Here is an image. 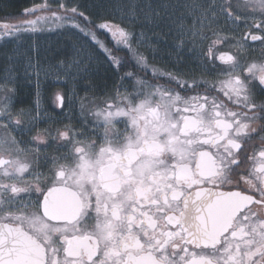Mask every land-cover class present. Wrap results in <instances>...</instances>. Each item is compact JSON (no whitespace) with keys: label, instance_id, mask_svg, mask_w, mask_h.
Returning a JSON list of instances; mask_svg holds the SVG:
<instances>
[{"label":"flooded vegetation","instance_id":"af4514ba","mask_svg":"<svg viewBox=\"0 0 264 264\" xmlns=\"http://www.w3.org/2000/svg\"><path fill=\"white\" fill-rule=\"evenodd\" d=\"M206 4L214 18L196 40L197 61L184 60L190 62V69L184 67L182 74L173 76L149 60L134 59L135 67L126 70L139 76L141 83L135 85L140 89L126 86L128 97L116 109L123 114L117 119L89 120L83 151L50 148L63 167L43 195L44 215L63 232L55 246L58 264H104L105 260L161 264L158 253L182 237L188 264H210L213 259L219 264H264L260 201L250 186L234 184L229 175L244 139L247 167L264 180V151L259 150L264 144V91L258 90L249 102L240 80L252 60L264 57L261 45L245 39L248 30L258 32L252 25L260 20L264 6L257 0ZM228 5L232 14L226 18ZM112 74L110 78H115L116 71ZM233 88L241 89L239 96ZM30 106L13 104L9 112ZM6 107L10 105L0 103V145L9 156L0 158V171L8 169L20 176L26 165L16 142L27 143L32 127L19 126L22 122L17 124L16 115L6 114ZM41 108L51 113L48 120L52 114L73 119L71 110L57 112L48 103ZM241 124L247 127L240 130ZM166 154L171 167L161 171V157ZM52 163L42 158L40 171H47ZM157 192L165 208L155 198ZM27 203L14 201L7 206ZM188 208L196 219L195 238L185 226L177 227V212ZM93 227L96 234L91 233ZM149 235L151 243L146 242ZM12 249L21 250L20 264H45L53 252L16 222L0 221V257Z\"/></svg>","mask_w":264,"mask_h":264},{"label":"clouds","instance_id":"9594fccd","mask_svg":"<svg viewBox=\"0 0 264 264\" xmlns=\"http://www.w3.org/2000/svg\"><path fill=\"white\" fill-rule=\"evenodd\" d=\"M132 7L138 8L140 5L138 2H133ZM113 22L119 24L128 37L127 47L117 49L110 46L113 53L122 58L123 67L121 71L116 72L112 82L106 83L103 87L95 83L92 75L82 78L81 82L85 90L83 96L79 97L78 102L77 99L61 92L62 95L67 97L66 107L63 112L67 113L71 110L73 119L70 121L58 119L55 114H52L50 120L43 121L40 125L32 127L27 143L16 142L19 158L26 165L23 173L20 176H16L14 172H9L8 169L0 171V176L5 177V179L0 180V221L16 222L22 228L30 231L46 251L53 249L52 255L47 257L45 264H58L55 258V246L63 235V232L60 231V226L52 223L43 212V195L50 183L54 182L58 178L59 173L63 171V167L56 163L59 157L52 154L49 151L50 148H54L58 152L65 148L70 151H83L81 141L84 137L85 129L89 126L88 121L100 117L108 119V116L112 115L110 109L119 108V102L127 97L128 94L123 89L126 86L141 83L139 76H136L132 71L126 70V66L127 68L135 67L133 54L139 57L143 63L148 61L147 51L142 45V37L135 23L130 21ZM99 53L101 55H97V52L93 53L94 68L98 69L96 71L111 66L107 63L104 53ZM261 66H264V57L252 60L246 68L245 74L240 76L242 85L249 93L246 97L249 102L255 99L258 90L264 91V81L259 84L254 83L260 80V74L252 71L253 68ZM125 71H128L130 75H125ZM76 86L80 87V83L78 82ZM15 119L17 124L22 122L18 114ZM240 145V150L233 157L236 163L231 165L229 175L234 184H243L245 187L250 186L251 194L260 201L261 206L258 211L264 214V180L257 177L247 167L244 152L246 140L241 139ZM259 150L264 151V144H261ZM8 156L9 154L0 145V158H8ZM42 158H48L53 162L47 171L44 172L39 169V163ZM170 167L171 157L166 154L161 157L159 168L163 171ZM24 174L35 178L25 180L22 178ZM171 182L174 183V181ZM241 190L244 189L242 188ZM155 198L161 201V208H165L162 194L157 192ZM14 201H19L20 203L27 201L28 203L24 207L17 205L14 208H9L7 205ZM170 211L176 212L177 208H170ZM163 215H167V212L163 213ZM181 225L185 226L186 233H190L195 238L196 219L194 212L190 208L177 212V227ZM84 227L88 228L87 222H85ZM91 233L96 234L95 227L91 229ZM146 242H152L150 235L147 236ZM184 248L183 237L181 240H173L166 251L158 253L157 258L161 260V264H188V261L185 260ZM104 264H108V261L105 260ZM210 264H219V262L213 259Z\"/></svg>","mask_w":264,"mask_h":264},{"label":"rangeland","instance_id":"374dc122","mask_svg":"<svg viewBox=\"0 0 264 264\" xmlns=\"http://www.w3.org/2000/svg\"><path fill=\"white\" fill-rule=\"evenodd\" d=\"M0 2L1 9L6 0ZM13 1V0H11ZM91 1V0H90ZM88 1V2H90ZM138 2L140 7L133 8L132 3ZM209 0H92L90 6L100 15L111 17L113 21H130L135 23L136 28L142 37V45L148 54V60L152 65L161 67V70L179 76L185 71L191 60L197 61L196 51H199L200 43L197 38L207 29L211 16V7L207 5ZM201 7H203L201 9ZM209 7V10H208ZM64 27H55L51 23L44 25V30L35 34H21L17 38L13 36H0V76L4 75L5 61L2 53L7 49L12 51L14 47L19 46L21 50H27L28 45L35 41V47L29 52L33 58V63H39L48 74L41 72V89L39 102L42 107L45 103L53 109V87L56 81V75L53 69H49V63H59L62 61L65 65H72L76 52L73 51V45L76 42V34ZM86 39V38H85ZM7 40L6 44L4 43ZM77 51H82L77 49ZM97 55H101L97 52ZM57 58H59L57 60ZM23 60V57L21 58ZM185 59L189 60L186 63ZM185 60V61H184ZM2 65V66H1ZM114 69L109 66L100 71H93L91 74L95 83L103 87L106 83H111L114 77ZM181 72V73H180ZM22 71L19 75L22 76ZM59 80L63 82L60 87L62 93L78 99L84 94V86L79 76L72 78V70L69 69L67 75H60ZM80 83V87L76 85ZM11 87V85H9ZM4 88V82L0 81V91ZM128 88L140 89L137 85H129ZM128 94V91L123 89ZM140 93V91H135ZM142 93V92H141ZM128 97V96H127ZM133 97V95H132ZM36 97L35 82L28 85H22L18 100L11 103H4V98L0 97V103L8 104L5 113L9 112L11 105L23 106L32 105ZM42 109V108H41ZM120 109L112 111L108 119H117ZM104 117L93 120H100Z\"/></svg>","mask_w":264,"mask_h":264},{"label":"snow or ice","instance_id":"6c2138e0","mask_svg":"<svg viewBox=\"0 0 264 264\" xmlns=\"http://www.w3.org/2000/svg\"><path fill=\"white\" fill-rule=\"evenodd\" d=\"M257 2L264 6V0H257ZM232 6L228 5L225 12L227 18L231 15ZM239 16L240 13L235 14ZM19 24H4L0 26V36H13L17 38L21 34H35L44 30V25L51 23L55 27H64L67 25L69 32H76L80 34L81 39L76 37V42L73 45V51L76 52V56L73 58L72 65H65L62 61L59 63H49V69L54 70L56 75V81L53 87L56 91L53 92V107L59 111H63L66 107L67 97L61 94L59 90L62 81L59 80L60 75H67L69 69L72 70V78L79 76L81 79L89 77L93 71L98 69L94 68L93 53L102 52L107 58V63L116 71L120 72L122 65V58L113 53L112 47L109 45V41L120 49L127 47V33L120 27L119 24L114 23L113 20L104 19L103 15L98 17L95 21L92 16L79 4H68L66 0H59L58 3H49V0H43L42 3L33 4L24 9V13L21 17ZM253 27L258 29L257 33H252L250 30L246 32L245 39L252 43H258L261 45L262 51H264V13L260 14V20L253 22ZM7 40H5L6 44ZM35 47V41L28 45L27 50H21L19 46L14 47L10 52L7 49L2 53L5 61L4 75L0 76V81L4 82V88L0 91V97L4 98V103H11L13 100H18L19 92L22 85H28L35 82L36 97L35 102L27 109H19L17 114L20 115L22 123L19 126L25 124L31 127L38 126L42 121H46L51 116V113L46 109L42 110L39 102V95L41 89V72L45 75L48 74V69H45L39 63H33V58L29 55V52ZM81 49L82 51H77ZM129 51H131L129 49ZM23 57V60L21 59ZM133 58L137 63H142L139 57L133 54ZM59 58H57L58 60ZM221 60L224 57L220 58ZM22 71V76L19 73ZM252 71L260 74V80L254 83L259 84L264 81V66L253 68ZM125 75H130L128 71H125ZM11 85V87H9ZM242 87V86H241ZM237 96L240 95V88H233ZM246 99V97H245ZM13 111L17 110L13 108ZM230 127V125H229ZM247 125L241 124L240 130L246 128ZM233 147L239 148L240 145L233 144ZM264 155V154H262ZM23 169H20L22 171ZM20 249H12L8 255L0 257V264H20L18 256Z\"/></svg>","mask_w":264,"mask_h":264},{"label":"trees","instance_id":"16d2710c","mask_svg":"<svg viewBox=\"0 0 264 264\" xmlns=\"http://www.w3.org/2000/svg\"><path fill=\"white\" fill-rule=\"evenodd\" d=\"M90 0H66V2L68 4H79L82 8H84L93 18V20L95 21L98 17H100V13L98 14L97 12H95L92 7L90 6V2H88ZM0 2H3L2 0H0ZM43 0H6L5 3H3V9H1L0 6V26L4 25V24H9V25H13V24H19L20 20L18 19L19 17H21L24 13V9L26 7H29L33 4H39L42 3ZM59 0H49V3H52L53 5L58 3ZM104 19H108V20H112L111 17H107V16H103ZM74 34H76V36L80 37L79 33H76L73 31ZM81 39H85L83 37H80ZM109 45L113 46L115 48V46L112 44L111 41H109ZM0 64H2V61L0 60ZM2 66V65H1Z\"/></svg>","mask_w":264,"mask_h":264}]
</instances>
